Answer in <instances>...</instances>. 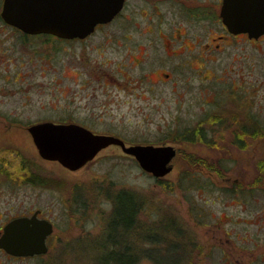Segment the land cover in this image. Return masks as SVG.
Instances as JSON below:
<instances>
[{"label":"rangeland","instance_id":"1","mask_svg":"<svg viewBox=\"0 0 264 264\" xmlns=\"http://www.w3.org/2000/svg\"><path fill=\"white\" fill-rule=\"evenodd\" d=\"M129 3L134 10L135 0ZM127 11L85 38L31 36L22 45L18 32L0 27L16 42L10 39L8 59L0 57V229L35 209L54 227L46 253L0 248V264H97L118 247L107 242V223L120 191L139 202L132 233L113 227L136 255L131 264H165L155 259L167 256L170 264H264V137L245 136L241 146L232 132L235 120L264 125V40L229 36L219 60L204 64L197 48L174 55L161 47L171 26L184 32V22L125 21ZM45 120L76 122L126 143L172 144L173 168L155 178L109 146L67 169L42 159L26 129ZM195 127L209 144L192 140ZM146 223L154 228L144 230Z\"/></svg>","mask_w":264,"mask_h":264},{"label":"water","instance_id":"2","mask_svg":"<svg viewBox=\"0 0 264 264\" xmlns=\"http://www.w3.org/2000/svg\"><path fill=\"white\" fill-rule=\"evenodd\" d=\"M124 0H4L1 16L28 34L47 33L59 38H85L98 24L110 22ZM222 20L228 32L249 38L264 34V0H223ZM42 159L57 161L77 170L101 150L118 146L140 168L155 178L173 168L176 148L172 144L126 143L117 135L99 133L76 122L51 120L26 126ZM38 210L8 220L0 231V248L14 256L46 253V238L53 232L51 221L37 216Z\"/></svg>","mask_w":264,"mask_h":264},{"label":"flooded vegetation","instance_id":"3","mask_svg":"<svg viewBox=\"0 0 264 264\" xmlns=\"http://www.w3.org/2000/svg\"><path fill=\"white\" fill-rule=\"evenodd\" d=\"M3 1L4 0H0V27H6L13 33L18 32L20 34L21 40L18 39L17 41L22 43V45H25L26 43L29 44L26 39L31 36H42L47 38L49 37L50 39L52 37L58 38L52 34L47 33L28 34L6 22L1 16ZM131 1L132 0H124L120 12L111 21H113L117 16L121 15L123 13L122 11L128 9L126 14H124L123 16L125 21L129 17L134 18L135 16H142L158 18L170 17V22L172 23V25L173 22L178 24H183L182 22H184V32H176L178 27L174 28L173 26H171V35H166L168 39L160 42L161 47L164 50L170 49L172 53H174V55H179L185 50L192 51L197 48L198 50L203 52V55L199 53L195 56V58L201 59L204 64L206 61L219 60L218 57H216V54L219 56L218 52L222 50V45L224 42L223 39L229 38V36H246L249 40H264V34L260 35L258 38H249L245 33L233 34L228 32L222 20L223 0H135L134 10H131V7H129V2ZM108 23L98 24L95 27V30ZM126 25V28H124V26L123 28L125 30H130L129 26H131L132 24L126 23ZM157 28H159L160 30L163 27ZM93 33L94 32H92L91 34ZM182 35H185V37H182ZM10 39L12 38H10L9 35H5V30L3 28H0V57L2 58L8 59L14 50L13 45H11L10 43ZM211 39L215 40L214 43H211ZM12 43L15 44L16 42H13L12 39ZM176 49H178V51ZM16 56L17 58L22 60L19 61V64L24 66L26 64L24 57H20L18 54H16ZM201 56L202 58H200ZM152 60L154 61V64H156L157 61V64H160V66L163 63L162 59L158 56L154 57ZM140 61H142V58L140 59ZM159 72L160 71H158L157 69L153 74H162L165 77L167 76L166 78L170 77L169 73L167 72ZM36 210H38L37 216L43 217L40 215L41 211L39 209H35L34 211ZM33 212H31L29 216Z\"/></svg>","mask_w":264,"mask_h":264},{"label":"trees","instance_id":"4","mask_svg":"<svg viewBox=\"0 0 264 264\" xmlns=\"http://www.w3.org/2000/svg\"><path fill=\"white\" fill-rule=\"evenodd\" d=\"M252 118L257 124L260 123L257 119V116L254 117L253 115ZM235 123L236 125L234 126L235 128H233L232 132H233L235 141L237 142V144L241 146L245 145V142L243 140L249 135L254 136L255 138L257 136L264 137V125L262 123L260 125L252 126V127H248V125L244 124L243 122L239 123L238 120H235ZM193 132H194L193 134L194 138L192 140H197L200 142L204 141L202 143L209 144L208 141H206V136H205L206 132L203 131L201 127H195V129H193ZM261 168L262 169L264 168L263 163L261 165ZM138 208H139L138 200L135 198L133 194H131L128 191H120L113 198L112 215L110 218V222L107 223V235H108V230L110 231L109 235L107 236L108 238L107 242L111 243V245L118 244V247L117 249L116 248L108 249L107 254H105L104 252V254H102L98 258L97 264H131L133 263V260H135L136 255H134V253L132 252V249L128 247L129 245L125 244L126 240H124L123 236L120 235L121 232L117 234V231L114 230L113 227L115 224H119L121 227L123 226L124 228V230H122L123 233H128V234L132 233L130 231V227L131 226L133 227V225L138 221V217H137ZM157 225L160 226V224H157ZM144 226H145L144 230L146 231L149 230L148 228L150 226L153 227L151 223L148 224V226L146 223ZM144 236L145 238L148 237L147 241H150V243L154 242L153 241L154 239L153 238L150 239V236L148 235V233H146ZM121 244L122 245L125 244L127 246H122ZM147 249H150L147 253H149L151 257L152 258L154 257L155 259L156 256L153 254L154 252L153 249L151 247H148ZM133 250L136 251L137 249L134 248ZM155 261L159 263L170 264V257L167 256V258L163 259L162 261H157V259H155Z\"/></svg>","mask_w":264,"mask_h":264},{"label":"bare ground","instance_id":"5","mask_svg":"<svg viewBox=\"0 0 264 264\" xmlns=\"http://www.w3.org/2000/svg\"><path fill=\"white\" fill-rule=\"evenodd\" d=\"M25 177V176H24Z\"/></svg>","mask_w":264,"mask_h":264}]
</instances>
